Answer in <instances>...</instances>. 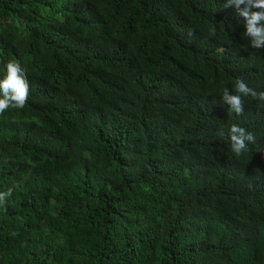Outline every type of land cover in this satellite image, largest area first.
Segmentation results:
<instances>
[{
	"label": "trees",
	"instance_id": "1",
	"mask_svg": "<svg viewBox=\"0 0 264 264\" xmlns=\"http://www.w3.org/2000/svg\"><path fill=\"white\" fill-rule=\"evenodd\" d=\"M225 3L0 0V79L29 82L0 114V264H264V102L221 98L264 92V48Z\"/></svg>",
	"mask_w": 264,
	"mask_h": 264
},
{
	"label": "clouds",
	"instance_id": "2",
	"mask_svg": "<svg viewBox=\"0 0 264 264\" xmlns=\"http://www.w3.org/2000/svg\"><path fill=\"white\" fill-rule=\"evenodd\" d=\"M224 7H234L237 13L244 20L246 28L243 34L249 41L250 46L255 49L264 48V0H226ZM93 39H89L92 41ZM233 92L235 94H233ZM29 96V82L27 72L17 60H10L6 63V75L0 79V114L9 108L22 109L25 107ZM251 96L253 99L264 102V92H257L250 88L242 78H237L234 88L222 90V102L228 105L229 112L242 115L244 112L245 97ZM163 110V109H162ZM159 123L165 131H178L182 127L171 122V115L165 111L159 115ZM218 135L223 136L221 131ZM231 150L239 157L247 149V143H255L256 137L244 127L232 124L229 129ZM13 188L0 191V205L7 197L12 195ZM213 219L205 229L213 225Z\"/></svg>",
	"mask_w": 264,
	"mask_h": 264
}]
</instances>
